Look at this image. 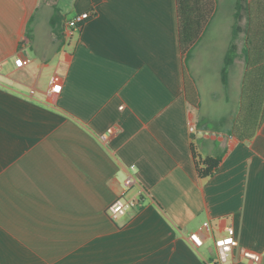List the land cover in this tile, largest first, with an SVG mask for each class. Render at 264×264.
I'll return each instance as SVG.
<instances>
[{"label":"crops","instance_id":"obj_1","mask_svg":"<svg viewBox=\"0 0 264 264\" xmlns=\"http://www.w3.org/2000/svg\"><path fill=\"white\" fill-rule=\"evenodd\" d=\"M248 2L264 42V0ZM226 13L235 58L212 87L183 64L174 0H0V264H206L230 227L232 264H251L244 250L264 264V119L249 141L229 134L246 66L234 2ZM207 159L219 162L202 178ZM123 192L140 207L112 221Z\"/></svg>","mask_w":264,"mask_h":264},{"label":"trees","instance_id":"obj_2","mask_svg":"<svg viewBox=\"0 0 264 264\" xmlns=\"http://www.w3.org/2000/svg\"><path fill=\"white\" fill-rule=\"evenodd\" d=\"M178 40L184 66L192 53L215 10V0H174ZM251 3L248 0L234 1L233 35H245L244 62L246 74L242 83L240 110L229 134L240 142L251 140L264 119V42H253L250 23ZM247 19L246 26L240 23ZM236 48L231 45L225 54L221 69L222 82H226L228 68L233 64ZM218 160L195 161L198 176L206 178L217 169Z\"/></svg>","mask_w":264,"mask_h":264},{"label":"built area","instance_id":"obj_3","mask_svg":"<svg viewBox=\"0 0 264 264\" xmlns=\"http://www.w3.org/2000/svg\"><path fill=\"white\" fill-rule=\"evenodd\" d=\"M91 17V14L88 12H83L81 14L73 16L71 19L67 20L63 27V37L65 39H71L75 36L82 26L88 21ZM22 42L26 41L24 37L21 39ZM16 68L24 67V61L21 58H18L14 61ZM61 90V84L56 82L52 86V92L58 94ZM190 133H194L195 129L193 125H189L188 128ZM114 134L113 129H108L105 134L101 136L102 140H108L110 136ZM131 169H134V166H131ZM133 183L131 178H127L124 181V188L127 189ZM140 207L139 200L127 199L125 193L123 192L118 196L107 208V216L110 220L116 221L121 217L125 216L129 211ZM203 229L208 230L209 225L204 224ZM189 241L194 249H199L203 246L204 240L199 233H192L189 235ZM238 242L235 237V232L233 228H227L226 234L224 236L214 239V253L215 256L212 260L206 262V264H232L231 254L233 250L237 247ZM242 256L251 262V264H259L261 256L253 251L244 250Z\"/></svg>","mask_w":264,"mask_h":264},{"label":"rangeland","instance_id":"obj_4","mask_svg":"<svg viewBox=\"0 0 264 264\" xmlns=\"http://www.w3.org/2000/svg\"><path fill=\"white\" fill-rule=\"evenodd\" d=\"M235 0H215L216 15L209 23L206 33L200 39L197 49L192 53V59L187 63L192 78V70H194L198 81L211 82V86L216 85L213 70H220L222 67V58L226 53L228 35L230 31V22L226 18L228 6L232 5ZM229 23V25H228ZM212 73V74H211ZM202 107L207 106L206 89L203 83L199 86Z\"/></svg>","mask_w":264,"mask_h":264}]
</instances>
